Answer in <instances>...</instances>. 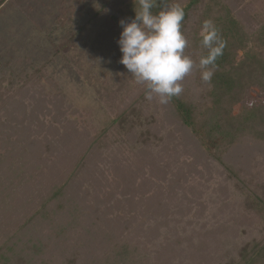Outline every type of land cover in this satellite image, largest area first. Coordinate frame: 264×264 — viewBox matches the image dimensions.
I'll return each mask as SVG.
<instances>
[{
  "label": "trees",
  "instance_id": "trees-1",
  "mask_svg": "<svg viewBox=\"0 0 264 264\" xmlns=\"http://www.w3.org/2000/svg\"><path fill=\"white\" fill-rule=\"evenodd\" d=\"M167 2L185 10L184 51L195 66L167 104L145 99L139 84L121 107L114 146L126 144L131 153L112 174L115 187L95 176L89 158L75 160L74 176L62 183L69 161H43L49 136L78 137L76 128L69 132L72 106L47 92L43 71L15 90L0 79V264H264V225L254 217L264 213V19L243 0ZM121 15L115 23L122 33L120 20L135 18L134 0ZM206 19L224 43L210 82L199 68ZM164 134L169 145L159 149ZM197 147L195 161L222 174L213 189L201 183L215 182V173L195 162L199 181L187 185L181 157ZM166 172L176 187L163 185ZM84 174L88 184L76 186Z\"/></svg>",
  "mask_w": 264,
  "mask_h": 264
},
{
  "label": "rangeland",
  "instance_id": "rangeland-1",
  "mask_svg": "<svg viewBox=\"0 0 264 264\" xmlns=\"http://www.w3.org/2000/svg\"><path fill=\"white\" fill-rule=\"evenodd\" d=\"M129 1L8 0L0 9V79L6 80L7 89L15 90L28 75L43 71L51 82L43 83L47 92L62 95L75 112V116H71L75 122L69 125V132L76 128L78 137L72 134L70 140L64 142L65 137L49 136L43 148L42 156L46 163L54 157L69 161L62 165L61 183L66 177L74 176L75 160L89 158L95 176L115 187L119 181L112 174L131 153L126 144L122 148L114 146L117 133L112 129L117 119H121V107L139 86L120 63L122 53L118 40L121 31L115 23V18H122L121 13ZM243 4L264 19V0H243ZM164 120L167 124L170 122L167 118ZM141 122L144 123V119ZM105 131H109L110 139ZM178 133L180 131L175 133L173 142L177 141ZM169 140L165 137L162 142L158 141L159 149L168 147ZM118 149L122 153L115 155L114 151ZM187 152L181 157L188 161L186 168L190 176L187 185L192 186L193 178L199 181L194 177L191 165L195 162L196 166L200 165L199 171L204 172V167L208 166L215 173V182L209 185L202 182L201 187L215 188L221 182L222 174L216 176V169L212 168L214 164L202 167V159L195 161L201 156L198 147ZM166 173L164 180L168 184L164 182L163 185L176 187V182L169 181L172 180L169 172ZM81 180L83 183L76 186L85 187L87 177ZM189 188L191 191L194 189ZM210 214L211 210H207L206 216ZM254 217L260 223L256 226L263 227L264 213L258 212ZM236 232L233 230L231 234L234 237L239 235L241 239L244 234Z\"/></svg>",
  "mask_w": 264,
  "mask_h": 264
},
{
  "label": "clouds",
  "instance_id": "clouds-1",
  "mask_svg": "<svg viewBox=\"0 0 264 264\" xmlns=\"http://www.w3.org/2000/svg\"><path fill=\"white\" fill-rule=\"evenodd\" d=\"M134 3L135 18L119 22L123 29L118 40L122 53L120 63L136 83L146 85L145 99L151 101L155 96L159 103L167 104L182 93L181 81L195 66L184 51L188 45L181 30L185 10L167 0H161L159 5L157 0H134ZM157 7L159 11L154 13ZM199 37L201 45L207 49V55L199 60L201 79L210 82L224 43L211 19L203 21Z\"/></svg>",
  "mask_w": 264,
  "mask_h": 264
},
{
  "label": "crops",
  "instance_id": "crops-1",
  "mask_svg": "<svg viewBox=\"0 0 264 264\" xmlns=\"http://www.w3.org/2000/svg\"><path fill=\"white\" fill-rule=\"evenodd\" d=\"M8 0H2V2L0 3V9L4 6V4L7 2Z\"/></svg>",
  "mask_w": 264,
  "mask_h": 264
}]
</instances>
